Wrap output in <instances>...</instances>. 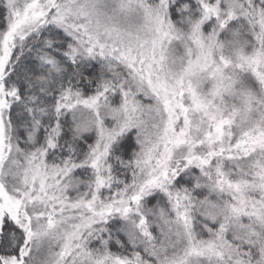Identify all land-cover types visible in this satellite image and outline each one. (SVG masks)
Instances as JSON below:
<instances>
[{
  "label": "snow or ice",
  "instance_id": "obj_1",
  "mask_svg": "<svg viewBox=\"0 0 264 264\" xmlns=\"http://www.w3.org/2000/svg\"><path fill=\"white\" fill-rule=\"evenodd\" d=\"M0 264H264V0H0Z\"/></svg>",
  "mask_w": 264,
  "mask_h": 264
}]
</instances>
